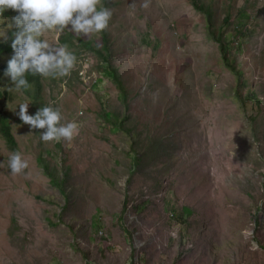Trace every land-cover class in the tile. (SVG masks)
Segmentation results:
<instances>
[{
	"label": "rangeland",
	"instance_id": "obj_1",
	"mask_svg": "<svg viewBox=\"0 0 264 264\" xmlns=\"http://www.w3.org/2000/svg\"><path fill=\"white\" fill-rule=\"evenodd\" d=\"M198 1L209 27L190 0L102 1L125 94L75 38L101 46L100 33L40 37L63 46L70 33L77 63L69 76L42 77L36 100L0 75L17 143L12 151L0 135V264H264V0ZM25 102L30 115L59 108L78 135L43 141L44 129L17 115ZM15 152L29 167L13 175Z\"/></svg>",
	"mask_w": 264,
	"mask_h": 264
},
{
	"label": "clouds",
	"instance_id": "obj_2",
	"mask_svg": "<svg viewBox=\"0 0 264 264\" xmlns=\"http://www.w3.org/2000/svg\"><path fill=\"white\" fill-rule=\"evenodd\" d=\"M101 4L102 0H0V22L5 19V11L10 9L17 13L12 18L17 29L11 43L14 54L8 60L5 71L16 91L31 88L26 78L28 73L44 78L66 77L71 74L77 63L75 54L69 51L67 45L56 46L40 37L50 30L63 32L68 29L77 36L87 37L107 30L113 13L109 8H98ZM148 6L146 0L142 7ZM13 24H9L8 28ZM0 37L8 39L7 29L0 30ZM29 104L30 102L21 103L17 115L31 129H44L41 133L43 141L70 142L78 135V124L62 123L64 118L59 108L44 106L30 115ZM8 166L13 175H16L23 173L29 163L19 152H15L10 156ZM244 235L247 239L253 233L245 232ZM258 247L253 241V250Z\"/></svg>",
	"mask_w": 264,
	"mask_h": 264
},
{
	"label": "trees",
	"instance_id": "obj_3",
	"mask_svg": "<svg viewBox=\"0 0 264 264\" xmlns=\"http://www.w3.org/2000/svg\"><path fill=\"white\" fill-rule=\"evenodd\" d=\"M102 1L104 2V4L107 3V0H102ZM190 3L194 7V9H196L199 12L204 13V15L207 19L208 27H209L210 22H211L210 21L211 16H210L209 10L204 9L203 5L198 0H190ZM99 7L100 6H98V8ZM3 15H4L5 19L3 20V22H0V30L7 29L8 39L5 40L4 38L0 37V57L1 56L12 57V54H14V51L11 47V43H12V40L14 39V36H13L14 32H13L12 28H8V25L13 23L12 18L17 14L15 13V11H12L9 9V10L5 11ZM227 19H228V16L223 17L224 21H227ZM210 32H212V31H210ZM100 34H101V38H102L101 46H98L97 44L92 42L90 39H82L80 37H75V38L78 40L79 46L81 48L88 50V52H93L94 54H96L100 58V60H102V62H105L108 64V66L110 68L109 71H110L111 77L113 78V80L117 84L119 91L122 94H125V89H124V86L122 85L118 70L113 66L111 59H110L111 53L109 52L108 45H107L108 32H107V30H105L103 32H100ZM211 34H212V38L214 39V41L217 42V45L220 49V52L224 53L225 43L221 37V33L218 30H216V31L212 32ZM66 35L67 36H61L58 38L60 43L62 45L67 44L69 46L75 45L71 41V34L68 33ZM75 52H77V50H75ZM226 67H228L230 69V71H232V73L238 75V72L234 70L233 66L226 63ZM6 68H7V64H3V65L1 64L0 75L5 74ZM26 78H27L29 84L31 85V88L27 91H22V93H24L31 100L38 99L39 98V91H40V87H41L40 79L42 78V76L32 75L31 73H28ZM9 79H10V77H9ZM241 83L242 82H239L238 84H241ZM113 123H114L113 124L114 126L117 125L118 127H121V121L118 120L117 116H113ZM0 135L4 138L6 145L12 151L17 150V143H16L15 137L11 131V126H10V123L8 121L7 115L5 114L4 111H0ZM36 161H37L38 166L41 168L42 172L44 173V175H46V177L48 178L49 182H51L55 186H58V184L61 182V179H57L54 176L53 168H48L45 161L39 156L36 158ZM138 161H139L138 155L135 154V156L132 158V162L134 165H136L138 163ZM123 204L124 205L126 204V198L124 199ZM170 214L179 218L177 216V213L170 212Z\"/></svg>",
	"mask_w": 264,
	"mask_h": 264
}]
</instances>
